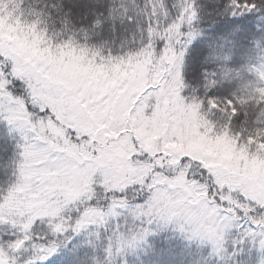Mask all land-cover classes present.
<instances>
[{"label": "snow or ice", "instance_id": "snow-or-ice-1", "mask_svg": "<svg viewBox=\"0 0 264 264\" xmlns=\"http://www.w3.org/2000/svg\"><path fill=\"white\" fill-rule=\"evenodd\" d=\"M92 3L77 27L62 5L0 0V124L14 141L0 264H86L83 247L91 264H123L167 228L225 264L250 244L264 264V0ZM117 22L131 37L118 50L90 42ZM247 43L257 62L236 68ZM188 139L232 155L169 147Z\"/></svg>", "mask_w": 264, "mask_h": 264}, {"label": "trees", "instance_id": "trees-1", "mask_svg": "<svg viewBox=\"0 0 264 264\" xmlns=\"http://www.w3.org/2000/svg\"><path fill=\"white\" fill-rule=\"evenodd\" d=\"M201 3H205L206 0H200ZM41 6L43 5H50V4H58L62 5L63 11L67 12L71 9V15L73 22L76 24L77 27L80 26H87L92 19L90 9L93 7L92 0H39ZM87 5L89 9L88 19L83 20L80 16V13L83 11V6ZM74 5H78V7H74ZM55 16V13H53ZM110 24H105L104 28L100 30V37H94L90 42L97 43L99 38L105 39L114 50H118L121 44V41L125 38L131 39L128 31L127 25H121L119 22L116 24V31L113 33L110 30ZM201 27L205 30V36L211 37L214 34L213 26L209 25L208 23H202ZM252 45L251 43L244 44L240 47L239 51L237 52L233 66L236 68H240L242 65L252 63L255 64L256 61V53L251 51ZM211 68V66H208ZM242 75L246 79L253 78L250 73L244 71ZM241 81L233 79V84L225 85V87L219 89L217 91V95H226L227 91L231 90ZM5 129L2 124H0V188L5 187V181L8 179V176L11 173V160L13 157L14 152V141L8 139L5 136ZM5 165H8L5 168ZM123 224V221H120ZM159 232H153L152 235L146 240V243L143 244L139 251L142 253L140 256L138 253L132 254L134 256V261L137 264H201L199 257H196L193 250H197L196 248L191 247V249H181V245H189L181 243L180 239L173 235L172 232L169 230H163ZM157 238H160L158 240ZM233 237H231L232 239ZM235 238V236H234ZM82 239H87L84 237ZM156 246H161L162 248L169 249V252L164 255H154V250H156ZM84 253H88L87 257L85 258L86 264H91V257L93 255V250L89 247H83L77 255L84 256ZM132 256L128 257L126 254L122 257L123 264H132ZM161 256L165 257L166 262L161 260ZM161 257V258H160ZM259 253L254 251V248L249 245H241L236 247L235 255L232 256L230 260L226 262V264H258ZM164 262V263H162ZM215 263V262H214ZM219 263V262H218ZM215 263V264H218ZM45 264H57L55 258H50L49 261H46ZM207 264V263H206ZM210 264H213L211 261ZM220 264H225V262L220 261Z\"/></svg>", "mask_w": 264, "mask_h": 264}, {"label": "rangeland", "instance_id": "rangeland-1", "mask_svg": "<svg viewBox=\"0 0 264 264\" xmlns=\"http://www.w3.org/2000/svg\"><path fill=\"white\" fill-rule=\"evenodd\" d=\"M169 147L174 152H177L180 154H186V152L187 153L202 152V154H204V155L211 154L213 156H219L222 158H230L232 155L228 144L223 140L215 142L214 144H212L211 148H208V149H204L202 145L198 144L196 141H193L191 139H188L187 143H179L178 142L175 144H170ZM173 162H175V161H173ZM253 167L259 168L260 165L258 163L253 162ZM129 171H132V170H129ZM177 183L179 184L180 189H182L184 191H189V189L184 186L182 180L177 182ZM167 229L169 230V232H172L173 235H176L180 239L181 243L189 244V245H181V247L183 246V248H181V249H186V251H188V249H191V247L197 249V250H193V252H194L195 256L197 255L196 257H199L198 260L200 259L201 264H206V263L210 264L211 261L213 262V264L218 263V262H219L218 264H220V260H218L217 257L210 255L211 249L207 244H200L198 241H190V240L184 238L179 232L173 231L171 228H167ZM167 229H164V230H167ZM160 231H163V230H160ZM154 232H159V231L157 230ZM149 236L147 237V239L149 238ZM157 239L160 240V238H157ZM232 239H235L234 236ZM254 251L259 253L258 259L260 261L261 253L259 252V249L254 248ZM168 252H169V249L162 248L161 246H156V250H154V253H155L154 255H164ZM135 253H138L139 256H140V254L142 255V253H140L139 249H137L134 253H129L127 255H128V257H131L132 254H135ZM161 257H160L161 260L166 262L165 257L164 256H161ZM133 259H134V256H132V264H137V263H135V261ZM259 261H258V264H259ZM164 262H162V263H164ZM188 264H190V262H188Z\"/></svg>", "mask_w": 264, "mask_h": 264}]
</instances>
